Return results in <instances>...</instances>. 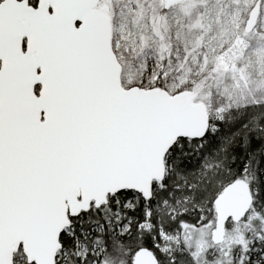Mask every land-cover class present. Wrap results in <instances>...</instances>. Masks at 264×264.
Masks as SVG:
<instances>
[{"label": "snow or ice", "instance_id": "6c2138e0", "mask_svg": "<svg viewBox=\"0 0 264 264\" xmlns=\"http://www.w3.org/2000/svg\"><path fill=\"white\" fill-rule=\"evenodd\" d=\"M0 264H264V0H0Z\"/></svg>", "mask_w": 264, "mask_h": 264}, {"label": "rangeland", "instance_id": "374dc122", "mask_svg": "<svg viewBox=\"0 0 264 264\" xmlns=\"http://www.w3.org/2000/svg\"><path fill=\"white\" fill-rule=\"evenodd\" d=\"M223 6L225 8L230 7L233 3L239 4L242 6H247L252 3L253 0H222ZM228 18H226L227 20ZM244 17L241 16L238 18L235 24H229L231 28L238 29L243 23ZM215 27V24H214ZM237 41L227 39L226 35L221 36L219 34L205 37L202 47H189L187 54L182 48L179 52V56L184 58L187 57H196L195 60L191 61V70L194 71V74L200 76L201 73L211 74V69L214 65L220 62V59L227 55L228 50L233 47ZM219 71H224L226 75H233L232 70L229 68L225 70L223 67ZM245 75L249 76V69H245Z\"/></svg>", "mask_w": 264, "mask_h": 264}]
</instances>
